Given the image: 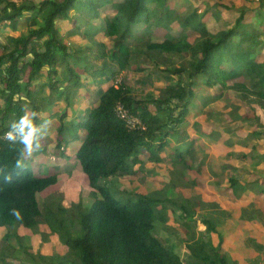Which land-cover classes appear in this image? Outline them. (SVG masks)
<instances>
[{"label": "trees", "instance_id": "16d2710c", "mask_svg": "<svg viewBox=\"0 0 264 264\" xmlns=\"http://www.w3.org/2000/svg\"><path fill=\"white\" fill-rule=\"evenodd\" d=\"M168 3L169 0H0V134L22 115L25 105L39 113L79 96L94 103L80 112L77 123L68 121L71 118L65 113L58 137L59 146L82 141L76 159L93 190V203L88 208L82 201L67 208L60 197L53 195L41 206L38 196L57 185L58 177H39L28 167L17 169L21 145L0 140V229H4L0 238L4 237L6 245L0 249V263L23 248L32 259L30 253L36 250L45 264H184L176 253L177 245L166 244L153 233L162 218L158 206L166 204L164 197L159 201L150 194H135L136 198L122 203L101 182L136 175L142 159L158 163L171 157L175 159V175L195 166L187 161V157L194 161V149L185 125L192 120L190 106L198 96L197 85L203 82L208 95L198 97L205 107L223 98L214 90L220 85L230 96L228 121H241L245 137L261 134L250 119L256 118L257 125L264 128V113L257 110L264 109V59L259 54L264 46V0H206L174 21L169 19ZM101 18V26L91 23ZM210 19H223L230 28L214 34L209 28ZM173 25L178 26L177 35L170 33ZM154 27L167 30L162 42L152 39ZM191 31L199 35L194 43L189 42ZM81 36L92 37L96 45L75 47L74 40ZM141 55L147 66L138 61ZM137 72L161 79L156 95L141 98L134 94L132 80ZM120 75L121 82L117 83ZM87 78L92 82L87 83ZM79 88L85 89L77 94ZM246 99L255 113L250 119L245 118ZM118 104L138 117L144 129H128L115 114ZM55 115L56 112L49 113L50 118ZM73 127L84 129L85 135L67 138ZM195 131L203 133L199 123ZM175 134L179 136L178 143H183L184 148L188 145V149L177 148L173 157L166 154V149L171 148L168 140ZM232 134L237 135L236 131L216 125H210L209 132L202 134L226 157L221 172L213 174V185L233 190L236 199L245 203L243 212L249 224L264 237V221H258L259 211L264 216V179L238 178L235 166L241 160L264 163V146L247 140L248 146L241 151ZM143 152L149 156H142ZM174 174L169 182L171 189L177 187ZM165 189L152 194L164 195ZM180 195L169 203L182 212L181 217L188 218L183 225L190 230L187 242L193 244L187 249L195 258L194 264H238L224 246L225 235L217 229L221 223L216 219L217 212L202 220L206 231L197 237L196 210H204L208 204L200 196ZM213 206L218 209L217 204ZM13 208L21 211L22 220L10 214ZM43 225L66 247V253L60 247L55 255L46 257V240L37 242L35 237L32 249H24L25 239L19 232L44 236L40 231ZM10 240L16 242L15 248ZM248 243L253 241L249 239ZM255 247H261L262 253L254 263L264 264V247Z\"/></svg>", "mask_w": 264, "mask_h": 264}, {"label": "rangeland", "instance_id": "374dc122", "mask_svg": "<svg viewBox=\"0 0 264 264\" xmlns=\"http://www.w3.org/2000/svg\"><path fill=\"white\" fill-rule=\"evenodd\" d=\"M30 1H36V0H30ZM206 1L205 0H169L168 6H167V11L169 12V19L174 21L176 20L179 16H183L184 14H187L190 10H195L194 6L199 5V4H204ZM213 12H215V10H213ZM104 19H97V20H93L91 23L94 25H97L98 27L101 26L102 22ZM209 28L210 31L217 33L219 30H226L230 28V24L229 22H226L225 20L221 19L217 22L213 21V19H210L209 21ZM177 29L178 26L177 25H173L170 33L177 35ZM167 34V30L163 29V28H157L154 27L153 28V36L152 39L154 40V42H162L165 38ZM14 36H17L18 33L13 34ZM199 37V35L197 33L191 32L189 34V42L194 43L196 41V39ZM2 40V39H0ZM4 40V38H3ZM75 44H73L75 47H90V46H95V41L92 37H82L79 39H75L74 40ZM88 52L85 51V54H87ZM259 53L262 57V59H264V46H262L259 50ZM139 62H143V66H147V64L144 62V57L141 55V57L138 59ZM135 77L133 78V86H134V94L136 96L139 97H144V98H151L152 96L156 95V91H157V83L161 81V79H156L154 75H149L147 76L144 73H136L134 75ZM87 83H91L92 80L87 78ZM121 82V75L120 78L118 79L117 83ZM204 83V82H203ZM203 83H200L197 85V95L200 96H205L208 95L207 89L205 87V85ZM246 83L248 84V86L250 87V82L246 81ZM93 87V86H92ZM85 88H79L76 93L80 94V92L82 90H84ZM215 93L218 95L223 96V98L219 101V103L217 104H212L209 107H202V102L196 97L195 100L192 102L191 105V116H192V120L189 121L188 125H185V129L188 130L189 128H191L192 126H197L198 127V123H204V121L209 122L210 124L216 125L218 127H223V128H229L231 130H237L243 134H246L245 130L242 129L241 127V121H235V122H229L226 116V113L229 112L230 107V96H228V92L227 89L223 88L222 86L218 85L215 87ZM58 98V96H57ZM250 99L254 100V97H250ZM59 101L62 100V98L58 99ZM53 103H51L52 105ZM94 103L91 102L90 98L86 99L83 96H79L78 98L73 99L70 102H66V101H61L59 102V104H53L48 111H44V110H40V112L38 113V118H37V123H41L43 121H50V126L48 128V134L46 136V138L42 141V150L35 154L34 157L27 162V167L31 170L34 171L36 176L39 177H46V176H50V175H56L59 179V182L57 185L49 188V190H47L46 192L40 194L38 196L40 205L42 206L44 204L45 199L49 196V195H53V196H57L60 197L63 203V206L69 208L71 207L72 204H74V206H76L77 204H79L82 201V204L84 207H90L91 204L93 203V198L91 195V192L93 191L91 189V187L88 185L85 176L82 172V167L80 162L76 159V151L77 149L80 147L82 141H75V142H71L69 144H65L63 143L61 146H59V129L62 125V116L65 113H68V116L71 118L70 120L67 119L70 122L73 123H77L79 120L77 117V112H81L83 113L84 111H86L87 109H89L90 107H93ZM243 107L246 110V115L245 118L250 119L252 117V115L255 113H253L251 106L249 105V100H244L243 101ZM258 111H260L262 114L264 113V109L261 110V108L257 109ZM51 112H56V115L53 118L49 117V113ZM200 115H202L201 118ZM68 121H65V123L69 124ZM250 124L255 127L259 133H261L258 136H254L253 134L251 135H247L246 137L243 136L244 138L237 140L236 136L234 134H232V138L234 137L236 142L240 143V146L244 148V146L242 145H247L248 141L247 140H255L257 141L259 144L264 145V133H262L263 131V127H260L257 125V121L256 118L255 119H250ZM261 124L264 125V118L261 119ZM85 130L84 129H78L77 127H73L72 129H70V131L67 132L66 137L67 138H73L76 135H81L84 136L85 135ZM200 133V132H199ZM189 138L192 137L191 134H189ZM249 137V139H248ZM187 138V137H186ZM240 138V137H238ZM252 138V139H250ZM172 140V142H174L173 144L170 141L171 144V148H167L170 149V151H167L166 149V153L169 155L176 153L177 148L176 145L179 146L180 143H178L179 141V136L178 135H173L169 138V140ZM188 139V138H187ZM168 140V142H169ZM207 141V140H206ZM208 143H205V147H203L201 145V147L199 148H203L201 150H205L207 152L206 158H203L201 161V156L196 154V151L194 152V161L188 157L187 161L189 163L195 162V167L197 170H200L202 168V165L200 164V162H203L205 165L210 163V165L212 166L213 170L216 169V167L219 169L220 168V164L222 162L225 161V157L222 156V154L218 153L215 151L214 152V148L212 147L214 144L211 143L212 141H207ZM210 143V144H209ZM192 146H194L195 148H197L199 145H197V141L194 143L192 141ZM188 149V145L187 147H185L183 150L186 151ZM210 154V155H209ZM213 154V155H212ZM144 156H149L147 153H144ZM158 163L160 164H155V162L152 163H148L147 166L145 167V171L149 174H151L152 176H156L157 173L159 174V171L163 170V169H167L166 164L159 161ZM198 163V164H197ZM139 169V168H137ZM161 169V170H160ZM250 170H255L258 173L264 174V172H259L256 168L254 167H250ZM187 169H184L183 171H185ZM139 171V170H138ZM170 172V175L172 176L174 174V167L173 169L168 170ZM193 172V171H192ZM194 174H197L196 172L191 173L190 175L193 176ZM175 175V174H174ZM133 176V175H131ZM158 178H154V179H158L160 180L161 177H159V175H157ZM129 177V176H126ZM119 178H123V177H119L116 176L112 177L108 180H102V184L106 187H108L110 189V191L112 192V194L118 198L119 200H121L122 203H126L127 200H129L130 197L136 198L135 196H139V193L137 195H135L134 191H127L128 188L131 189L130 185L133 186V183L135 181H129V180H125L127 186L126 189H124L123 183L119 182ZM167 179V181H169V177H164ZM197 180H199V182L205 183L208 180L207 176H199L197 178ZM176 181V180H175ZM183 182L178 183L177 181L175 182L176 186L180 185L183 188L186 187H190L191 189H194L192 184H189L188 182H184V180H182ZM204 181V182H203ZM154 182V181H153ZM160 183L155 182L154 184L152 182H144V186L147 185L148 189L150 190V192H154L153 188L158 187L159 185H162L163 188L165 189V193L164 195H159L158 193L155 194H150L153 197H157L158 199L164 197V199L166 200V204L164 205H159L158 207H160L161 209H163V211H165L167 214L169 213V211L174 208V206H172L171 204H167V200H168V193L170 189V191H175V189H171L169 186V183H163L161 181H158ZM162 190V189H161ZM131 192V193H130ZM158 192V191H156ZM182 194V193H181ZM135 195V196H133ZM181 196V195H179ZM128 197V198H126ZM199 197V195L193 196V198H197ZM161 201V199L159 200ZM214 204H208L206 206L209 207L210 209H212V211H215V213L217 214L216 216H218V218L222 217L221 214H219L218 209H215L216 207L213 206ZM214 208V209H213ZM162 211V210H160ZM204 211V210H203ZM202 211V212H203ZM206 211V210H205ZM219 211V212H218ZM176 215V212H172L169 216L171 218H174ZM186 217V216H185ZM180 223H182L181 221H179ZM160 223L157 221L156 226H158ZM221 225V224H220ZM40 231L44 234V236L38 235L35 236L34 234H32L30 231H26V230H21L19 233H21L20 235H22L25 239L24 241V249L27 250V248H29V250H31L32 248L30 247L31 244V240L32 238H34L37 242L42 241L43 239L46 240V242L44 243V247H46L45 250V256H53L56 254L57 250L61 247L62 252L66 253L67 249L66 247H62L61 243L59 242V240L55 237H53L52 235H50V233L48 232L47 228L43 225L40 229ZM0 235L4 234V229H0ZM4 237L0 238V249L5 248V241L3 240ZM264 240V239H263ZM11 241V240H10ZM13 241V242H12ZM11 241V245H13V247L15 248L16 246V242L14 240ZM10 245V246H11ZM51 249V250H50ZM19 250V249H18ZM34 256V259L31 258V256L29 255V253L25 252L23 250V248H20L19 251L15 252L12 256V258L7 259V261H5L4 264H45V262L41 259L39 253H37L36 250H32L31 253ZM191 258H188V261H190ZM193 259V258H192ZM2 264V263H0Z\"/></svg>", "mask_w": 264, "mask_h": 264}, {"label": "crops", "instance_id": "0c3cea01", "mask_svg": "<svg viewBox=\"0 0 264 264\" xmlns=\"http://www.w3.org/2000/svg\"><path fill=\"white\" fill-rule=\"evenodd\" d=\"M191 32L188 33V37ZM198 99L201 101L200 97H198ZM209 106L210 105H208L207 107ZM202 107H205V106L203 105ZM79 114L80 112L78 111L77 116ZM201 117L202 115H200L199 118ZM191 119H192V116H191ZM199 124L202 126L203 133L196 132L195 131L196 126H192L191 128L188 129V131H190L189 133L192 135L190 140L193 139L191 141H193L194 143L197 141V145H199L197 148L193 146V149H194V152L196 151L197 155L201 156V161H202L203 158H206L205 153L207 154V152L205 150H201L203 148H199V147H201V145L205 147V143L207 144L208 140L211 141L210 139H208L206 136L202 134H206L207 132H209V126L210 125L214 126V125L210 124L207 121H204V123L199 122ZM233 131H236L237 133V135H235L237 140L244 138L243 137L244 135L241 132L237 130H233ZM232 140L238 145V148L241 151L248 146V144L242 145L244 146L243 148L240 146V143L236 142L234 137L232 138ZM169 141H171L172 144L174 143L172 142L171 139ZM212 144L213 142L211 143V146ZM261 146H264V145H261ZM212 147L214 148L213 154L215 153V151L217 152V154L220 153L219 151L215 150L214 145ZM176 148L184 149L183 143H180L179 146L176 145ZM167 151H170V149H167ZM144 153L148 154V152H143L142 156H144ZM168 156H173V155L169 154ZM222 156L225 157V155L223 154ZM174 160L175 159L168 157L166 159H163L161 162L165 163L167 169L171 171V169H173ZM142 161L143 163L137 166L135 169V171L137 172L136 175L119 178V182L123 183L122 187L126 189L127 184L124 181L125 179L131 182L135 181L133 183V186L130 185L131 189L129 188L128 190L126 189L127 191H134L135 194L139 193L143 195H148V194L155 193L156 191L163 189L162 185H159L158 187L153 188L154 192H150L147 185L144 186V182H152L154 184L155 182L160 183L158 181H161L163 183H169L171 180L170 172L166 169H163V170L160 169L161 171H159V174L157 173V175H159L161 179L160 180L154 179V178H158V176L156 175L154 177L145 171L146 170L145 167L147 166V164L152 163V162H149L148 160L144 161L143 159ZM225 163H226V157H225V161L220 164V168L218 169L216 167V169L213 170L210 163L205 165L203 162H200V164L202 165V168L200 170H197L195 167L196 165H195L190 169L182 171L181 174H176L174 177V180H176L178 183H181L183 182L182 180H184V182H188L189 184H192L194 189H191L190 187L183 188L180 185H178L175 191L174 190L169 191L167 204L170 205L169 200L178 199L180 193H182V195L186 198H192L193 196L199 195L202 198V200L206 202L207 204H210V203L217 204L218 210L221 211V212L219 211L218 212L219 214L222 215V217L220 218L216 217V219L219 222H221L220 223L221 225H219L217 229L225 235L224 246L226 250L228 251L230 257L234 261L238 262V264H255L254 261L256 262V259L262 253L261 247L256 249L255 244H261V246L264 247V240H263L264 237H260L258 233L256 232L257 230L253 227V225L249 224L248 215L245 216V213L243 212L244 210L243 207L245 206V203L236 199L233 190L226 186H214L213 185V182H214L213 174H219L221 172V168L224 166ZM155 164H160V163H155ZM188 164H191V163L188 162ZM235 166L237 167L236 175L238 178L254 179V177L256 176V177H260L264 179V174H261L255 170L249 169L250 167H254L259 172H264V163L262 160H258V161L241 160V161H237L235 163ZM192 171L196 172L197 174H194L193 176H191L190 174L193 173ZM231 174H233L232 171L229 173V175ZM199 176H207L208 180L205 183L199 182V180H197ZM164 177H169V181H167V179ZM263 188H264V185H263ZM254 208L258 210L257 205H255ZM159 209L162 210L161 211L162 218L158 221L160 224L156 227L155 231L153 232L154 236H156L158 239H160L162 242L166 244H171L173 246L177 245L176 253L179 255L183 263L184 264H194L195 262L194 260H192L191 253L188 250L189 249L188 247H190L191 245L190 243H192L193 241L190 243L187 242L188 241L187 235L190 230L188 231L183 225L184 222L188 221V218L185 216L181 217L182 212L176 207L172 208L168 214L165 211H163V209L161 208ZM202 211L203 210H200V209L196 210L197 213L194 219L196 220V226L194 228H195L197 237L199 236L200 232L206 231V226L202 223V220L208 219L209 216L212 215L217 210L212 211V209L207 207V209L205 208L204 211L203 212ZM172 212H176V215H174L175 216L174 218H171L169 216ZM179 221H181L182 223H180ZM258 221H261V222L264 221V216L260 214V211L258 214ZM249 239L253 241V243H248ZM181 240L183 242H181ZM188 258H191L190 261H188ZM193 259L195 258L193 257Z\"/></svg>", "mask_w": 264, "mask_h": 264}, {"label": "clouds", "instance_id": "9594fccd", "mask_svg": "<svg viewBox=\"0 0 264 264\" xmlns=\"http://www.w3.org/2000/svg\"><path fill=\"white\" fill-rule=\"evenodd\" d=\"M38 115L36 111L30 110L25 105L22 108V115L18 119L13 120L8 131L3 134V139L10 145H21L17 150L15 163L17 169L26 168L27 162L42 150V141L48 134L50 121L37 123ZM8 180L10 182L11 176L8 177ZM10 214L17 220L23 219V215L19 209H11Z\"/></svg>", "mask_w": 264, "mask_h": 264}, {"label": "built area", "instance_id": "2783aa9c", "mask_svg": "<svg viewBox=\"0 0 264 264\" xmlns=\"http://www.w3.org/2000/svg\"><path fill=\"white\" fill-rule=\"evenodd\" d=\"M115 114L119 120L125 123L128 129L130 130H138L141 128L144 129L141 120L138 117L131 115L129 111L122 104H118L116 106ZM3 136L4 135L0 134V140H4Z\"/></svg>", "mask_w": 264, "mask_h": 264}]
</instances>
